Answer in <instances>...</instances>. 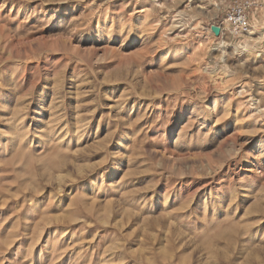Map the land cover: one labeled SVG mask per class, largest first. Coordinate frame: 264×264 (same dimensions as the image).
<instances>
[{
    "label": "rangeland",
    "instance_id": "1",
    "mask_svg": "<svg viewBox=\"0 0 264 264\" xmlns=\"http://www.w3.org/2000/svg\"><path fill=\"white\" fill-rule=\"evenodd\" d=\"M234 1L0 0V264H264V0L217 35Z\"/></svg>",
    "mask_w": 264,
    "mask_h": 264
},
{
    "label": "built area",
    "instance_id": "2",
    "mask_svg": "<svg viewBox=\"0 0 264 264\" xmlns=\"http://www.w3.org/2000/svg\"><path fill=\"white\" fill-rule=\"evenodd\" d=\"M255 5L254 2H242L240 0L230 3L225 10L224 21L214 27H219L222 35L227 31L234 37L250 34L252 18L249 10Z\"/></svg>",
    "mask_w": 264,
    "mask_h": 264
},
{
    "label": "bare ground",
    "instance_id": "3",
    "mask_svg": "<svg viewBox=\"0 0 264 264\" xmlns=\"http://www.w3.org/2000/svg\"><path fill=\"white\" fill-rule=\"evenodd\" d=\"M141 12H143V11H141ZM175 15H176V14H175ZM180 16H181V15L179 14L177 17H180ZM181 20H182L181 18H179V19H177V20H174L172 24H173V25L181 24V23H183V22H181ZM178 27H181V26H178ZM213 27H214V26H213ZM171 29H172V28H171ZM185 30H186L185 28L182 29V30L180 31V34H182L181 32H184ZM180 34H177L176 38H181V37L183 36V35L180 36ZM249 97H250V98H249V100L247 101V103H248L249 105H251L252 103H253V104L255 103L256 106H257V109H256V110L259 112L260 106L258 107V104H257V103H258V100H254V99L252 98V95H250ZM255 104H254V105H255ZM261 109H262V108H261ZM254 110H255V109H254Z\"/></svg>",
    "mask_w": 264,
    "mask_h": 264
},
{
    "label": "water",
    "instance_id": "4",
    "mask_svg": "<svg viewBox=\"0 0 264 264\" xmlns=\"http://www.w3.org/2000/svg\"><path fill=\"white\" fill-rule=\"evenodd\" d=\"M213 31L219 35L220 34V28L219 27H213Z\"/></svg>",
    "mask_w": 264,
    "mask_h": 264
}]
</instances>
